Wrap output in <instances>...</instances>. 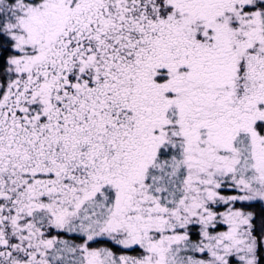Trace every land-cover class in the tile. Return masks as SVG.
I'll list each match as a JSON object with an SVG mask.
<instances>
[{
    "label": "snow or ice",
    "instance_id": "snow-or-ice-1",
    "mask_svg": "<svg viewBox=\"0 0 264 264\" xmlns=\"http://www.w3.org/2000/svg\"><path fill=\"white\" fill-rule=\"evenodd\" d=\"M0 264H264V0H0Z\"/></svg>",
    "mask_w": 264,
    "mask_h": 264
}]
</instances>
